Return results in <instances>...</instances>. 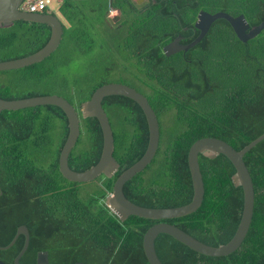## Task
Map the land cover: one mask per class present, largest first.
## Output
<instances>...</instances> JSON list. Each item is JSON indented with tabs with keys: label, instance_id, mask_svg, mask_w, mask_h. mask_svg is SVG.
Masks as SVG:
<instances>
[{
	"label": "trees",
	"instance_id": "trees-1",
	"mask_svg": "<svg viewBox=\"0 0 264 264\" xmlns=\"http://www.w3.org/2000/svg\"><path fill=\"white\" fill-rule=\"evenodd\" d=\"M111 10L118 14L114 20ZM201 10L244 15L250 27L264 20V0H62L59 13L67 24L59 48L40 63L0 72V98L58 95L77 111L102 85L134 88L157 116L160 141L151 164L124 185L123 193L147 208L186 205L193 196L187 155L195 141L218 138L239 151L264 133V31L244 44L225 20H218L194 48L169 57L163 53L178 36L183 45L198 36L194 23ZM49 38L48 26L16 21L0 29V62L34 54ZM117 70L119 77L110 80ZM102 107L120 168L110 179L101 176L89 183V190L59 173L68 133L61 109L42 106L0 114V247L12 241L19 226L27 227L30 241L20 264H35L42 251L52 264H148L143 235L161 221L131 216L121 222L104 204L116 178L144 154L146 120L126 97H106ZM166 117L168 128L161 123ZM80 120L81 134L68 159L76 172L94 166L102 150L97 120ZM82 138L87 147L77 151ZM198 159L204 184L200 208L162 222L217 247L236 232L243 192L233 186L235 170L225 156L210 160L199 154ZM244 162L255 202L241 248L226 257H207L160 234L155 250L162 264H264V140ZM23 244L21 235L0 250V260L13 264Z\"/></svg>",
	"mask_w": 264,
	"mask_h": 264
},
{
	"label": "water",
	"instance_id": "water-1",
	"mask_svg": "<svg viewBox=\"0 0 264 264\" xmlns=\"http://www.w3.org/2000/svg\"><path fill=\"white\" fill-rule=\"evenodd\" d=\"M24 0H0V29L11 27L16 21L44 24L50 28V38L46 45L34 54L27 57L0 62V72L23 69L42 62L53 54L60 46L63 38V23L55 13H26L19 9ZM141 3L142 0H137ZM218 20H225L232 28L241 43L253 40L264 31V20L250 27L244 15L232 16L225 12L214 14L199 11L194 28L199 31L198 36L189 44H181L182 37L178 36L171 43L163 47V53L169 57L179 52H187L199 44L208 34L211 26ZM122 96L134 101L142 110L148 130V144L142 157L132 166L124 170L115 180L111 193L106 196L104 204L109 211L124 222L131 216L161 221L152 225L143 235L142 249L148 264H162L155 250V240L160 234H165L190 250L207 257H226L239 250L245 241L254 215L255 193L251 175L244 162V156L256 145L264 140V133L237 151L228 143L218 138L205 137L195 141L187 155V165L190 173L193 196L190 203L175 208H147L129 201L124 193V185L137 174L143 172L156 156L160 129L157 116L146 97L134 88L121 83H108L97 88L90 99L81 103L79 113L66 99L58 95L37 96L19 100H4L0 98V114L4 111H19L42 106H55L61 109L67 119L68 133L58 157V170L61 176L73 183H90L101 176L112 178L120 168L113 156L114 136L102 101L106 97ZM95 118L100 126L102 135V150L98 162L89 169L76 172L70 169L68 159L80 137L81 120ZM199 154L213 160L219 155L225 156L234 167L231 182L235 188L243 192V207L240 221L231 240L223 245L213 247L202 243L164 220H172L188 216L196 212L203 201L204 184L199 165ZM1 195V194H0ZM24 236V244L20 253L15 257L13 264H20L19 260L29 246L30 235L27 227L19 226L12 241L0 250L13 246L19 236ZM0 264H7L0 260ZM35 264H52L49 262L46 251L38 252ZM74 264H84L77 262Z\"/></svg>",
	"mask_w": 264,
	"mask_h": 264
},
{
	"label": "rangeland",
	"instance_id": "rangeland-1",
	"mask_svg": "<svg viewBox=\"0 0 264 264\" xmlns=\"http://www.w3.org/2000/svg\"><path fill=\"white\" fill-rule=\"evenodd\" d=\"M77 1H79V0H77ZM61 2H62V0H49V3H48L49 10L48 11H50L52 13H55L57 16H59L60 19L62 20V23L66 25L67 24L66 23V20L61 15V13H59V7L61 5ZM73 4L74 5H79L78 3H73ZM109 17L111 19H113V20L117 18L116 15H114L113 17H111V13H109ZM118 73H120L118 70H117V72L112 73L111 76L109 77L110 80H116L119 77ZM161 123H162V126L164 125L166 128H168V126H170V124H171L170 118L169 117L163 118L161 120ZM86 147H87V140L85 138H82L80 140L79 144L77 145L76 150L77 151H80V150L85 149ZM83 184H87V185H83V188H84L83 190H89L92 187V184H89V183H83Z\"/></svg>",
	"mask_w": 264,
	"mask_h": 264
},
{
	"label": "built area",
	"instance_id": "built-area-1",
	"mask_svg": "<svg viewBox=\"0 0 264 264\" xmlns=\"http://www.w3.org/2000/svg\"><path fill=\"white\" fill-rule=\"evenodd\" d=\"M48 3L49 0H24L19 9L26 13H44L49 10Z\"/></svg>",
	"mask_w": 264,
	"mask_h": 264
},
{
	"label": "flooded vegetation",
	"instance_id": "flooded-vegetation-1",
	"mask_svg": "<svg viewBox=\"0 0 264 264\" xmlns=\"http://www.w3.org/2000/svg\"><path fill=\"white\" fill-rule=\"evenodd\" d=\"M137 1V0H136ZM114 15H116V13H114L113 11L111 12V17H113ZM78 111V110H77ZM78 115H79V117H80V113H79V111H78Z\"/></svg>",
	"mask_w": 264,
	"mask_h": 264
},
{
	"label": "clouds",
	"instance_id": "clouds-1",
	"mask_svg": "<svg viewBox=\"0 0 264 264\" xmlns=\"http://www.w3.org/2000/svg\"><path fill=\"white\" fill-rule=\"evenodd\" d=\"M45 13H52V12H50V11H47V12H45Z\"/></svg>",
	"mask_w": 264,
	"mask_h": 264
},
{
	"label": "crops",
	"instance_id": "crops-1",
	"mask_svg": "<svg viewBox=\"0 0 264 264\" xmlns=\"http://www.w3.org/2000/svg\"><path fill=\"white\" fill-rule=\"evenodd\" d=\"M112 11H113L114 13H116L114 10H111V12H112Z\"/></svg>",
	"mask_w": 264,
	"mask_h": 264
},
{
	"label": "bare ground",
	"instance_id": "bare-ground-1",
	"mask_svg": "<svg viewBox=\"0 0 264 264\" xmlns=\"http://www.w3.org/2000/svg\"><path fill=\"white\" fill-rule=\"evenodd\" d=\"M118 16V14H116V17Z\"/></svg>",
	"mask_w": 264,
	"mask_h": 264
}]
</instances>
